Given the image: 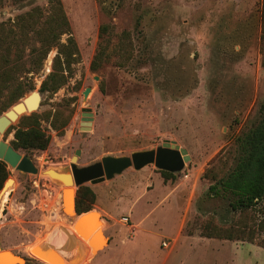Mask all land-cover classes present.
I'll use <instances>...</instances> for the list:
<instances>
[{
  "label": "rangeland",
  "instance_id": "obj_1",
  "mask_svg": "<svg viewBox=\"0 0 264 264\" xmlns=\"http://www.w3.org/2000/svg\"><path fill=\"white\" fill-rule=\"evenodd\" d=\"M54 2L0 0V25L19 38L21 16L37 14L38 8L39 21H48ZM60 2L69 23L60 42L74 39L76 62L67 82L53 93L41 92L40 106L32 112L51 136L48 148L17 150L32 159L38 172L21 173L7 165L14 183L0 205L2 247L22 258L18 264H60L43 238L70 228L73 218L61 210L66 185L45 171L53 166L60 171L56 175L68 173L76 149L81 150L77 164L84 166L106 155L155 149L168 140L190 156L174 181L154 180L163 177L149 164L85 184L96 193V228L104 239L98 249L104 248L93 250L83 264H264V248L256 243L208 238L199 227L209 217L220 225L233 217L227 198L213 197L209 189L235 166L237 137L262 117L264 0ZM28 33L29 43L12 46L11 58L22 49L13 76L25 88L40 91L57 48L37 68L30 48L40 44ZM100 49L109 59L92 70ZM83 108L92 113L90 130L81 129ZM55 112L69 118L58 131L51 127ZM8 129L2 138L11 144L13 130ZM75 192L74 187V200Z\"/></svg>",
  "mask_w": 264,
  "mask_h": 264
},
{
  "label": "trees",
  "instance_id": "obj_2",
  "mask_svg": "<svg viewBox=\"0 0 264 264\" xmlns=\"http://www.w3.org/2000/svg\"><path fill=\"white\" fill-rule=\"evenodd\" d=\"M52 13L48 21L40 22V10L28 12L21 16V37H16L12 32L7 33L0 25V112L6 111L17 102L26 91L33 87H24L23 80L13 76L20 69L19 62L22 59V49H16L15 57L11 58L12 46L20 41L29 43L28 31H32L33 43L30 48L32 62L40 69L42 61L50 49L57 48L52 70L47 74L41 84L40 92L53 93L63 86L72 75V64L76 62L77 45L71 37L67 43L60 42V36L69 32V23L63 11L60 0H54ZM261 37L264 43V4L260 14ZM46 23V25H45ZM104 27H101V32ZM102 35V34H100ZM109 55L100 49L93 57L90 68L96 70L101 62L108 60ZM29 70V69H28ZM30 71V70H29ZM10 83V84H8ZM7 89L4 93L3 90ZM60 120V122H59ZM69 118L62 119L55 112L51 121V127L60 130L68 123ZM58 122V123H57ZM13 130L14 139L11 145L22 150H46L50 144L51 136L41 126L40 116L37 113L24 115ZM239 156L235 166L226 175L218 179L210 186V194L213 197H225L228 206L233 213L230 222L220 225L214 217H209L200 223V233L208 238L226 240H240L256 243L264 248V110L258 124L246 133L237 137ZM165 180L176 179L177 174L165 170H159ZM205 174V173H204ZM7 164L0 160V190L9 177ZM204 177V175H203ZM96 202V193L88 185H80L75 192V208L78 214L86 213L93 209Z\"/></svg>",
  "mask_w": 264,
  "mask_h": 264
},
{
  "label": "water",
  "instance_id": "obj_3",
  "mask_svg": "<svg viewBox=\"0 0 264 264\" xmlns=\"http://www.w3.org/2000/svg\"><path fill=\"white\" fill-rule=\"evenodd\" d=\"M90 90L91 88L87 87L83 91V96L85 98ZM41 99V92L39 90H32L0 114V160L4 161L7 165L21 173H37L38 169L28 155H22L19 153L10 143L2 138V135L11 126V124L18 121L22 115L30 114L36 111L40 106ZM92 119L90 109L83 108L81 129L90 130ZM80 155L81 150L76 149L69 163V172L66 174L63 173L64 175L62 176L56 175L57 173H53L60 172L56 167H54V169L50 167L45 172L49 173V177H57L65 185L72 183L77 189L80 185H84L88 182L95 184L105 179H112L115 175L121 174L127 168L132 167L135 170H139L149 164H153L159 170L176 173L181 171L184 168L185 163L190 160V156L185 148H181L175 142H170L168 140H165L155 149L135 151L130 155L123 156L106 155L101 157L100 160L84 166H79L77 164V160ZM13 183L14 181L11 177H8L5 180L0 190V205L5 195L13 186ZM62 210L65 215H69L64 211L63 207ZM74 211L75 214L72 216L73 224H76L82 217L90 214L91 212H95L94 210H90L86 213L78 214L75 208V203ZM77 233L82 238H86L78 229ZM0 250L10 256L9 258L2 256L0 264H17L13 262L14 258L18 257L16 253L6 251L2 247L1 243ZM99 250L100 249L97 251Z\"/></svg>",
  "mask_w": 264,
  "mask_h": 264
},
{
  "label": "bare ground",
  "instance_id": "obj_4",
  "mask_svg": "<svg viewBox=\"0 0 264 264\" xmlns=\"http://www.w3.org/2000/svg\"><path fill=\"white\" fill-rule=\"evenodd\" d=\"M53 169L54 167L51 166ZM74 185L72 183L67 184L62 187V200H63V209L69 214L70 217L74 216ZM1 196V195H0ZM54 218V217H53ZM92 214H88L80 219V232L83 233L84 236H90V223H91ZM54 220V219H53ZM65 221V220H64ZM61 222V221H60ZM74 225V224H73ZM75 226V225H74ZM77 233L73 232L72 228L66 227L61 229V231L57 232L54 235H48L44 239L46 245L50 248V250L55 253V255L59 257H70V259L74 261H79V255H84L89 250V244L93 243L97 247L103 243L102 238L98 234H92L90 236V243L85 242L81 239L73 238ZM86 244V245H84ZM70 249V250H69ZM70 253V254H69ZM2 256L10 257L7 253L0 250V259ZM18 257L14 258V263H21L22 258Z\"/></svg>",
  "mask_w": 264,
  "mask_h": 264
},
{
  "label": "crops",
  "instance_id": "obj_5",
  "mask_svg": "<svg viewBox=\"0 0 264 264\" xmlns=\"http://www.w3.org/2000/svg\"><path fill=\"white\" fill-rule=\"evenodd\" d=\"M142 169V168H141ZM141 169H139V170H141ZM139 170H137V171H139ZM125 171V170H124ZM123 171V172H124ZM122 172V173H123ZM120 175V174H119ZM116 176V175H115ZM114 176V177H115ZM163 177V176H162ZM154 179V178H153ZM154 180H157V182H162V181H164L165 179L164 178H162L161 179V177H155V179ZM168 181V180H167ZM169 181H171L172 182V180H169ZM62 198V197H61ZM92 210H94L95 212H97V214H99V211L97 210V209H92ZM62 212H63V210H62ZM95 212H91V214H92V218H91V223H90V236L92 235V234H98L101 238H102V240H103V242H104V239H103V236L101 235V234H99L98 232H97V228H96V226H97V224H96V216H95ZM64 214V213H63ZM65 215V214H64ZM99 216V215H98ZM99 221H103V218H102V216H101V214H100V216H99ZM80 222V220L76 223V224H74V225H72V226H70L71 228H72V230H73V232H75V233H77V229L78 230H80V228H79V223ZM83 234V233H82ZM90 236L89 237H87V236H85L86 238H82L81 236H79L78 235V233H77V235H74V237L73 238H75V237H78L79 239H81V240H84L85 242H91L90 241ZM104 236H106L105 234H104ZM108 240H109V238L107 239V242H108ZM103 244V243H102ZM89 250H88V252L86 253V254H84V255H79V261L77 262V261H74V260H72V259H70V257H67V256H64V257H59V256H57V255H53L52 257H53V259H55V260H57L58 261V263H60V264H83L84 262H85V260H86V258L88 257V256H90L91 254H92V252H93V250H97L98 248H99V246L97 247L96 245H94L93 243H90L89 245ZM93 246V247H92ZM106 246H107V243H106ZM169 246H170V243H169ZM104 248V247H103ZM103 248H101L99 251H102L103 250ZM164 249H167V248H164ZM70 254V253H69Z\"/></svg>",
  "mask_w": 264,
  "mask_h": 264
},
{
  "label": "built area",
  "instance_id": "obj_6",
  "mask_svg": "<svg viewBox=\"0 0 264 264\" xmlns=\"http://www.w3.org/2000/svg\"><path fill=\"white\" fill-rule=\"evenodd\" d=\"M61 203H62V200H61ZM61 210H62V208H61ZM124 220H125V222H127V221H128V218H125ZM161 246H162L163 248H169V242H167V241H162V242H161Z\"/></svg>",
  "mask_w": 264,
  "mask_h": 264
}]
</instances>
